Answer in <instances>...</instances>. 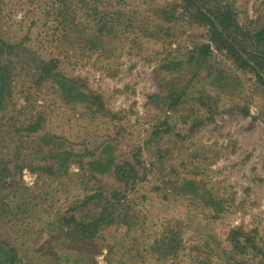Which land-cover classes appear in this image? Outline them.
Instances as JSON below:
<instances>
[{"label":"rangeland","instance_id":"1","mask_svg":"<svg viewBox=\"0 0 264 264\" xmlns=\"http://www.w3.org/2000/svg\"><path fill=\"white\" fill-rule=\"evenodd\" d=\"M66 4L59 13L56 0H0V37L30 50L2 55L0 264H230L233 256L261 264L264 86L254 72L184 0ZM226 4L244 30L264 23V0L206 7ZM203 43L211 50L199 62ZM50 59L77 90L99 94L104 111L40 79L37 64ZM171 92L181 96L175 104ZM109 159L132 163L139 180L126 188ZM114 189L112 222L75 244L65 217L92 220ZM234 228L262 252L232 250ZM5 248L15 249L14 262Z\"/></svg>","mask_w":264,"mask_h":264},{"label":"trees","instance_id":"2","mask_svg":"<svg viewBox=\"0 0 264 264\" xmlns=\"http://www.w3.org/2000/svg\"><path fill=\"white\" fill-rule=\"evenodd\" d=\"M184 1L186 3V8L192 6L195 9L194 15H198L201 20L210 25L212 40L220 47L225 48L233 57L237 65L247 67L253 71L259 82L264 86V23H262L259 28H256L254 31H246L242 29L238 21L235 19L233 9H231L228 4L213 10L211 7H206L207 0ZM56 2L61 5V11L59 12L61 13L62 10L64 11L66 8L67 0H56ZM210 50V44L203 43L195 50L196 54L194 58L198 57V61L200 62L206 59V57L210 54ZM3 54H17L19 56L27 57V55L30 54V50L25 48L21 43H7L0 37V105L1 95L6 89L7 78V64L2 60ZM37 66L41 70L39 78L49 79V77H51L56 80L57 84L69 100L81 101L90 109H94L98 104L100 105V107H98L100 108L98 109V112L104 111L103 102L101 101V96L99 94H95V92L89 90H77L73 84L66 82L70 79L66 80L62 74L54 70V68H56V60H41ZM76 81L71 80L73 83H76ZM167 97H170L173 104L177 103L181 98L180 95H177L174 92H171V94L167 95ZM94 104L96 105L94 106ZM38 125L39 122L32 126L29 125V128H38ZM167 131L168 129H164V132ZM70 154L71 152L67 151V149L62 152V163L65 164ZM111 163L113 164L111 171L113 172L114 177L119 181H123L125 187H132L139 180L138 172L132 163L128 161L115 163L113 160L109 159L107 165L110 166ZM90 164L93 168H96L100 172L110 169L107 165L103 166V163L100 160L91 161ZM99 194L103 197L102 193ZM97 196V194L92 193L86 196V199L90 200ZM104 196L107 203L100 209V212L97 213V216L92 220L78 221L73 216L65 217V222L71 230V232L68 233V237L75 244H79L78 242L84 243L87 240H92L97 234L98 228L111 223L112 221L110 216L115 215L116 211L120 210V205L118 206L117 200L120 197L119 190L114 189L108 195ZM230 241L232 244V250H235L238 253L244 254L247 250H249V248L262 252V249L257 243H255L254 237H250L240 228H234L231 230ZM79 246L82 245L79 244ZM2 251L5 254L4 259H9L11 263L14 262V248H5ZM233 259L234 261L230 264H243L242 259H237L234 256ZM261 264H264V255L262 257Z\"/></svg>","mask_w":264,"mask_h":264}]
</instances>
